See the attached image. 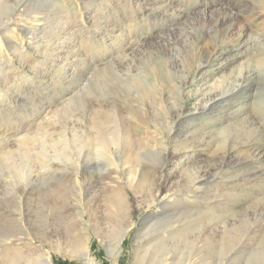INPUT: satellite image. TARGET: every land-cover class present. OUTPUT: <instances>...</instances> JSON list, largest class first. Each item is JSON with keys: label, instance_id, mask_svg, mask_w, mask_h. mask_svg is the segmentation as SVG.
<instances>
[{"label": "rangeland", "instance_id": "374dc122", "mask_svg": "<svg viewBox=\"0 0 264 264\" xmlns=\"http://www.w3.org/2000/svg\"><path fill=\"white\" fill-rule=\"evenodd\" d=\"M13 8L0 28V264H35L38 250L51 264H156L145 233L201 224L210 239L170 245L161 264L189 248L193 264H264V0H1L0 20ZM113 111L124 134L101 160ZM80 143L75 177L59 156ZM117 154L135 183L116 191L132 222L112 254L126 220L104 185ZM189 209L205 214L198 226H187ZM75 234L88 258L69 252Z\"/></svg>", "mask_w": 264, "mask_h": 264}, {"label": "bare ground", "instance_id": "6f19581e", "mask_svg": "<svg viewBox=\"0 0 264 264\" xmlns=\"http://www.w3.org/2000/svg\"><path fill=\"white\" fill-rule=\"evenodd\" d=\"M1 1V0H0ZM133 2V1H132ZM3 4V3H2ZM5 4V3H4ZM3 4V5H4ZM16 6V5H15ZM243 6V5H242ZM6 7V6H5ZM7 8V7H6ZM13 10V12H12V14H10V16H8V17H6L5 19H1L0 20V28L3 30V29H6V28H8L9 27V25L11 24V22L12 21H14L15 19L12 17L13 16V14H14V12L16 11V9L15 8H13L12 9ZM38 11V13H39V10H37ZM34 14H36V13H34ZM44 16V15H43ZM45 17V16H44ZM29 18V20H31V21H37V20H40V19H38V17L36 16V15H34V16H30V17H28ZM43 18V17H42ZM46 18V17H45ZM48 18V17H47ZM52 18V17H51ZM53 19H55V18H53ZM31 23H29V25H30ZM72 24V23H71ZM4 36V38H6L7 40H9L10 38H9V35H6V34H4L3 35ZM105 37V36H104ZM131 41V40H130ZM138 41V40H137ZM133 43H135V42H133ZM241 44V43H240ZM138 45V44H137ZM131 48V47H130ZM130 51V50H129ZM135 51V50H134ZM133 51V52H134ZM127 52V51H126ZM126 54V53H125ZM134 54V53H133ZM170 54V53H169ZM127 55V54H126ZM123 56H125V55H123ZM205 59V58H204ZM118 60V59H117ZM151 60V59H150ZM147 61V60H146ZM109 62V61H108ZM116 62V61H115ZM121 62V61H120ZM165 63H166V61H165ZM123 64V63H122ZM122 64L121 65H119V66H122ZM105 66V65H104ZM118 66V65H117ZM100 67V66H99ZM129 67V66H128ZM127 67V68H128ZM162 67V69H163V66H161ZM96 68V67H95ZM106 68H108V67H105V69ZM114 68V67H113ZM116 68V67H115ZM126 68V69H127ZM136 68V67H135ZM152 68V72L154 73V76L156 77V81L158 82V77H157V72H158V70H160V68L159 67H157V66H152L151 67ZM103 69H104V67H103ZM125 69V68H124ZM140 69V68H139ZM99 70V69H98ZM107 70V69H106ZM109 71L111 70L110 68L108 69ZM114 70V69H113ZM136 70V69H135ZM102 71H104V70H102ZM115 71H117V70H115ZM130 71V70H129ZM99 72V71H98ZM111 72V71H110ZM170 72H171V70H170ZM107 73V72H106ZM112 73V72H111ZM113 73H115V72H113ZM117 73V72H116ZM168 73H169V71H168ZM125 74V73H124ZM127 74V73H126ZM173 74V73H172ZM241 74V73H240ZM111 75V74H110ZM119 75V74H118ZM179 75V74H178ZM93 76V75H92ZM106 76V75H105ZM126 77H127V75H125ZM149 76V75H148ZM170 76V75H169ZM101 77V76H100ZM99 77V78H100ZM108 77H111V76H108ZM107 77V78H108ZM115 77L117 78V75H115ZM96 78V77H95ZM94 78V79H95ZM102 78V77H101ZM114 78V77H113ZM128 78V77H127ZM171 78V77H170ZM169 78V79H170ZM143 80H144V78H142ZM146 79V78H145ZM173 79V78H172ZM92 80V79H91ZM97 80V79H96ZM112 80V79H111ZM117 80V79H116ZM120 80V79H119ZM123 80V79H122ZM126 80V79H125ZM124 80V81H125ZM90 81V80H89ZM93 81V80H92ZM103 81V80H102ZM106 81V80H105ZM193 80H191V79H187V76H185L184 78H182L181 79V83H180V87L181 86H184V85H187L188 84V82L190 83V82H192ZM108 82H110L109 80H108ZM107 82V83H108ZM116 82V81H115ZM117 82H118V80H117ZM126 82V81H125ZM221 82V81H220ZM90 83V82H89ZM111 83V82H110ZM99 84H100V81H99ZM165 84V83H164ZM111 85V84H110ZM109 85V86H110ZM116 84L114 83V86H115ZM118 85H119V83H118ZM144 85V84H143ZM102 86V85H101ZM108 86V87H109ZM131 86H133V85H131ZM157 86V85H156ZM161 86V85H160ZM107 87V88H108ZM159 87V86H158ZM233 87V86H232ZM97 88V87H96ZM113 88V87H112ZM112 88H111V91H112ZM116 88H119V87H116ZM138 88V87H137ZM161 88V87H160ZM94 89V88H93ZM106 89V88H105ZM166 89V88H165ZM141 90V89H140ZM157 90H159V88L157 89ZM93 91H95V90H93ZM97 91V90H96ZM105 91H108L107 89L105 90ZM114 91V90H113ZM166 91V90H165ZM180 91V93H181V91L183 92V89H180L179 90ZM226 91H229L228 89H226L225 90V92ZM163 94V93H162ZM221 95H222V93H220ZM84 95V94H83ZM115 95V94H114ZM140 95V94H139ZM161 95V94H160ZM231 95V94H230ZM85 96V95H84ZM148 96V95H147ZM119 97V96H118ZM152 97V96H151ZM222 97V96H221ZM82 98H83V96H82ZM87 97H85V99H86ZM96 98V97H95ZM132 98V97H131ZM121 99V98H120ZM119 100V99H118ZM124 100V99H123ZM73 101V100H72ZM121 101V100H120ZM82 102L84 103V101L82 100ZM82 102H81V104H82ZM97 102V105H98V101H96ZM101 102V101H100ZM208 102V101H207ZM103 103V102H102ZM78 104V103H77ZM208 103H205L204 105H202V107H198V108H196L197 110H200V109H204V108H209L210 106H212L211 104H215V102L214 101H212L211 103H209L208 105H207ZM96 105V106H97ZM100 105V104H99ZM125 105H127V104H125ZM108 106V105H107ZM112 106V105H111ZM116 106V105H115ZM120 106V105H119ZM139 106V105H138ZM180 106H182V104L180 105ZM83 107H85V106H83ZM100 107H103V105L102 106H100ZM113 107V106H112ZM121 107H122V105H121ZM140 107V106H139ZM114 108V107H113ZM123 108V107H122ZM135 108V107H134ZM81 109V108H80ZM99 109V108H98ZM125 109V108H124ZM102 110V109H101ZM112 110V109H111ZM126 110V109H125ZM103 111V110H102ZM102 111H100V112H102ZM121 111H122V109H121ZM120 111V112H121ZM132 111V110H131ZM144 112V111H143ZM145 113V112H144ZM123 113H121V115H122ZM151 115V114H150ZM160 115V114H159ZM181 115H182V113L181 112H177V116L180 118L181 117ZM108 116H110V118L115 122V125H114V128H113V130L111 131V135H110V138L109 139H107V140H104V141H102L101 142V144L99 145L100 147H99V153H97V158H100L101 160H103L102 159V157H101V155L103 154V152H104V150L105 149H107L108 148V146H109V144H111V147L110 148H114V150H116V151H118V143H120V138H122V136H123V134H124V129H122V128H120V123L117 125V123H118V121H120L119 120V118H118V115H116L115 113H114V111H113V113H111V114H109ZM74 119V118H73ZM140 120V119H139ZM178 120V119H177ZM117 122V123H116ZM154 122V121H153ZM175 122V121H174ZM148 128V127H147ZM171 128H172V124L170 125V128H169V130H167L166 132H165V135H166V137L167 136H169V134L171 133ZM97 130H98V127H97ZM97 134H99L97 131H95ZM196 132V131H195ZM102 135V134H101ZM127 136V135H126ZM80 139H81V137H80ZM128 139V138H127ZM82 140H83V138H82ZM84 140H86V139H84ZM83 140V141H84ZM126 141V140H125ZM129 141V140H128ZM86 142V141H85ZM121 142H122V140H121ZM130 142V141H129ZM84 143V142H83ZM99 143V142H98ZM128 143V142H127ZM124 144V143H123ZM108 145V146H107ZM82 146H83V144H78V145H76V144H74V145H70V147H71V149L73 150L72 151V154L69 152H66V154L64 153H61L62 155H64L63 157H61V155L59 156V158H62V160L63 161H65V162H67L68 164H70V174L71 175H73V176H75V177H77L80 173H79V168H80V161H79V158H81V157H79V155H81L79 152H77V150L79 151L81 148H82ZM76 148V149H75ZM69 149V148H68ZM76 153V156H74L73 154H75ZM118 153V152H117ZM124 156V155H123ZM56 159H57V157H55ZM115 159L117 160V164H115V163H106L105 162V165H106V168H108V173L106 174V176L104 177V185L105 186H107V187H110V189H112V191H114V192H112V193H115L116 191H118V190H121L124 186V184H123V182H125V184L126 185H128L129 187H132L133 186V183H135V181H134V179H135V175H133V171L131 170V167H126V171H127V173H128V175L126 176V180H124L123 181V179H122V171L120 170V169H118V162H119V159H120V154H117L116 155V157H115ZM61 160V161H62ZM99 160V159H98ZM57 161V160H56ZM95 161H96V159H95ZM101 162V161H100ZM103 162V161H102ZM66 164V163H65ZM99 164V163H98ZM67 165V164H66ZM69 166V165H68ZM67 166V167H68ZM132 166V165H131ZM124 168H125V164H124V166H123ZM123 168V169H124ZM137 169V168H136ZM81 171V170H80ZM137 171V170H136ZM132 172V173H131ZM199 172V171H198ZM136 176H138L137 174H136ZM84 178V177H83ZM137 178V177H136ZM76 179H79V177L78 178H76ZM81 180V179H80ZM192 180V179H191ZM195 180V179H194ZM75 181V180H74ZM81 182V181H80ZM80 184H78V187H77V191H75V193L77 194V199H73V200H75V203H74V201H73V203H71V205L72 206H74L75 207V209L76 208H79L78 207V203H79V201L81 200V198H80V194H81V192H80V190L82 189L80 186H79ZM143 187V186H142ZM189 187H190V185H189ZM123 193V192H122ZM114 195V194H113ZM124 195V194H123ZM122 194H117V192H116V195H114V200H115V202H116V204L117 205H119V207H124V212L126 211V215H124L125 216V224H124V228L122 229V230H120V232L118 233V235L116 236V238L114 239V243H111L110 244V251L112 252V254H113V252H115L116 250H118L119 248H120V245H121V242H122V240H123V238L125 237V235L127 234V228H128V226H130V224H131V222H132V220L130 219V216H132V215H130L129 214V207H128V205H127V202L128 201H126V199L127 198H125V196H123ZM157 195V194H156ZM127 196V195H126ZM112 197V196H111ZM72 199H70V201L72 200ZM70 207V206H69ZM141 207V206H140ZM81 208V207H80ZM132 208V207H131ZM120 211H122V209H119ZM187 210V209H186ZM190 210V211H189ZM188 211H186V212H184V213H186V216L187 217H194V218H200L204 213H201L200 211H198L197 213H194V212H191L192 210L191 209H189ZM72 211H73V208H72ZM75 211V210H74ZM195 211V210H194ZM261 211V210H260ZM183 212V211H182ZM187 212H189V213H187ZM77 217H78V221H81V219H80V217H81V215H82V212L81 211H76L75 213H74ZM67 215V214H66ZM177 215V214H176ZM205 215V214H204ZM22 216V215H21ZM63 217H64V215H63ZM186 217V218H187ZM205 217V216H204ZM185 218V219H186ZM196 218V221H193V223H192V219L189 221L190 223L188 224V223H186V224H188L187 226H192V224L193 225H196L197 224V221H198V219ZM202 218V217H201ZM68 219V218H67ZM217 219V218H216ZM18 221H19V219H18ZM187 222V221H186ZM199 222V221H198ZM204 222V221H203ZM208 223V222H207ZM233 224V223H232ZM75 225V224H74ZM260 225V224H259ZM264 225V224H263ZM168 226H170V225H167V227ZM196 226H198V225H196ZM206 226V225H205ZM225 226V225H224ZM165 228H167L166 226H164ZM164 227L163 228H161V229H164ZM223 227V226H222ZM171 228H172V226H171ZM185 228L186 227H184V228H182V229H184L185 230ZM121 229V228H120ZM225 229V228H224ZM174 232H177V234H178V232H179V235H176V236H170V237H167V236H165V235H163V234H160V232L162 231V230H160V232H158L157 231V233L156 234H152L151 232H148V233H145V235H144V237H146L147 236V238H148V240L154 235V238H153V240H156L155 241V243H153V244H151L148 248H146L145 249V255H146V253L148 254V252H150V250H152L151 252L152 253H150V255L148 256V258L150 259V260H152L153 262H155L156 264H161V263H163L164 261L166 262V260H168V258H169V256H170V248L172 247V246H170V245H174L175 246V244L177 243V242H180V244H183L182 246L184 247V248H187V246H189L190 248H192L193 246H195L196 245V242L198 241L197 240V238L199 237L200 238V236L203 238V239H208L209 238V234H208V229L207 228H205L204 226H202V224H201V226L200 227H198V228H196L195 229V232H197V234L196 233H190V232H185L184 230V232H182V233H180V230H181V228H175V229H172ZM150 231V230H149ZM263 232V231H262ZM165 234V233H164ZM84 235V234H83ZM82 234H79V235H77V234H75L74 236H73V238H72V240L70 241V243H69V245L67 246V247H69V252H71V253H75V254H77L78 256H85V257H87L88 258V252H89V249H88V247H89V241H88V239L85 237V236H83ZM144 237H143V239H144ZM158 237V238H157ZM248 237V236H247ZM263 238V237H262ZM5 239H7V241H8V243H14L15 241H17V240H19V239H21V237H19L18 235H16V234H11L10 236H7L6 235V237H5ZM39 239V238H38ZM137 239V238H136ZM210 239V238H209ZM244 239H245V237H244ZM202 240V239H201ZM60 241V240H59ZM207 241V240H206ZM91 242V241H90ZM253 242V241H252ZM223 241L221 240L220 241V243L217 245V247L219 246L220 248L223 246ZM50 244V243H49ZM61 244V243H60ZM263 244V243H262ZM177 245V244H176ZM258 245V244H257ZM264 245V244H263ZM5 246V245H4ZM201 246V245H200ZM199 246V247H200ZM212 246V245H211ZM39 247L40 246H37V248L39 249ZM225 247V246H224ZM223 247V248H224ZM5 248V247H4ZM59 248V247H58ZM188 249V251H189V253H188V255H187V257L185 258V260H183L182 261V259H183V256H180V257H178L177 258V262H175V264H193V262L191 261V254H190V252H191V249ZM198 248V247H197ZM214 248V247H213ZM262 248V247H261ZM7 249V248H6ZM5 249V250H6ZM196 250V249H195ZM39 252V254H38V256L36 257V258H34L35 259V261H36V263L35 264H51V261H50V259L47 257V256H45V254H43V252H41L40 250H38ZM233 251V250H232ZM17 252V251H16ZM19 252V251H18ZM176 252V251H175ZM187 252V251H186ZM242 252V251H241ZM178 253V252H177ZM257 253H260V251H258ZM173 255V254H172ZM253 255V254H252ZM140 256V255H139ZM176 257V256H175ZM137 258V257H136ZM144 258V257H143ZM174 258V257H173ZM31 259V258H30ZM135 259V258H134ZM145 259H146V257H145ZM171 259V258H170ZM28 260V259H27ZM33 261V260H32ZM171 261V260H170ZM134 262V261H133ZM173 263V262H172ZM24 264V263H23ZM134 264H142V260L139 258H137L136 259V261L134 262ZM147 264V263H146ZM169 264H171L170 262H169Z\"/></svg>", "mask_w": 264, "mask_h": 264}, {"label": "trees", "instance_id": "16d2710c", "mask_svg": "<svg viewBox=\"0 0 264 264\" xmlns=\"http://www.w3.org/2000/svg\"><path fill=\"white\" fill-rule=\"evenodd\" d=\"M60 264H66V261H59Z\"/></svg>", "mask_w": 264, "mask_h": 264}]
</instances>
